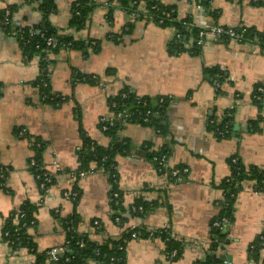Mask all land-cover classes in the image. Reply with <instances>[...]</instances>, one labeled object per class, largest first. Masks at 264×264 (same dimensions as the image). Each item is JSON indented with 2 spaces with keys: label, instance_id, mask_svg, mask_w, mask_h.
<instances>
[{
  "label": "crops",
  "instance_id": "crops-1",
  "mask_svg": "<svg viewBox=\"0 0 264 264\" xmlns=\"http://www.w3.org/2000/svg\"><path fill=\"white\" fill-rule=\"evenodd\" d=\"M43 1L0 0V169L9 170L5 188L0 189V264H35L34 255L25 248L14 250L3 236L8 219L25 203L35 208V226L27 235L39 253L63 247L66 233L61 220L75 217L77 234L95 244L120 239L127 230L150 233V237L128 242L126 264L204 261L212 253L211 224L223 200L221 185L231 174L230 160L264 169V97L261 104L254 102L256 85L264 83L262 44L252 37L243 44L207 41L195 52L190 37L184 51H172V28L136 21L120 7L114 8L109 21L112 5L104 0H95L96 8L80 31L69 26L71 7L77 0H55L56 12L46 21L40 9ZM160 2L174 8L178 19L193 30L218 25L264 34V0L258 5L250 0ZM9 8H13L14 28L38 34L36 29L44 22L87 46L90 41L102 42V49L96 54L88 49V56L65 49L27 59L21 40L2 23ZM43 62L51 93L61 99L56 105L45 103L35 85ZM80 76L97 80L88 83L80 81ZM124 90L141 98H168L170 104L165 134L131 124L117 134L128 145L127 152L115 159L123 207L122 222L117 223L112 182L99 172L77 177L78 152L83 135L104 148L111 145L99 121L110 114V98ZM229 116L231 135L218 138L211 126L221 125ZM21 130L26 131L23 138L18 136ZM35 143L44 146L40 164L46 170L56 174L54 165L61 166L46 192L29 165L36 156ZM164 150L169 170H189L180 180L157 173L152 155ZM65 192L78 193L77 201L66 199ZM139 199L156 207L145 215L132 214L130 208ZM157 232L183 244L180 259L167 258L165 242L152 236ZM263 232L264 187L246 179L236 195L227 237L214 253L221 264H264V248L254 256L250 250Z\"/></svg>",
  "mask_w": 264,
  "mask_h": 264
},
{
  "label": "trees",
  "instance_id": "trees-1",
  "mask_svg": "<svg viewBox=\"0 0 264 264\" xmlns=\"http://www.w3.org/2000/svg\"><path fill=\"white\" fill-rule=\"evenodd\" d=\"M104 1L112 5V8L108 13L109 21H111L114 8L120 7L121 9L126 10L131 14L132 11L137 8L133 4L135 1L147 3L148 0H104ZM95 2H96L95 0H77L76 2H74L71 7V20L69 26L71 28H75L77 31L82 30L87 25L88 18L96 8ZM158 2L162 5L164 9H174L172 7L164 6L160 2V0H158ZM40 9L44 15L43 16L44 21H46L47 16L56 12L55 0H44L42 4H40ZM9 10L12 12L13 8H9ZM158 15L159 13L154 14L155 19L157 20H158ZM176 19H177L176 24L178 27H180L179 26L180 22L181 23L186 22L178 19L177 12H176ZM168 26L169 25L166 23L162 27H168ZM36 30H39L40 33L39 34L35 33L30 38V29H26L25 39L30 40L29 44L25 45L23 44V41L20 42V46L23 50V55L27 59L31 58L34 54L41 52H56V51L58 52L60 50H65V49H71V50L74 49V50H80L84 52L86 56H88L87 53L88 49H90L95 54L99 53L102 49V42L90 41L87 46L86 42L76 41L71 36L59 34L58 31L52 28L48 23L43 22ZM198 31L193 30V34H190V36L194 35V37H196ZM41 33H44L45 38L43 39L41 38ZM190 36L187 35L188 39L187 40L182 39L181 43H177L174 41L173 44L170 46V49L172 51L175 50L184 51L185 48L184 46L185 44H187V41L190 39ZM247 37L257 38L259 42L262 44L261 48L263 49L262 51L264 52V34L255 33L253 31L248 30L246 38ZM48 38H54V40H56V47L52 48L47 46ZM37 45H39V48H37ZM191 50L195 52L198 51L197 48H191ZM41 66H42L41 76H39V78L36 80L35 85L38 87L41 95V99H43L45 103L56 105L61 101V99L53 96V94L51 93L50 79H49V73L46 62H43ZM78 79L80 81H84L88 83H94L97 80L94 79L93 76H80ZM259 86H264V83L256 85L254 95H257L256 90ZM2 90H3V83L0 81V98L3 95ZM123 92H128L131 96V104L139 108L138 105L136 104V101L139 96L132 94L128 90H124ZM260 96L263 99L264 94H260ZM142 98L143 100L149 101V107H151L153 111L160 110V115L157 117H153L148 125H141V126L146 128H153L155 129V131L159 130L160 135L165 134L166 127L164 125V121L167 118V111L170 104V100L168 98H165L166 100L165 105L159 108L155 106L156 99L154 100L145 97ZM113 99L114 97L110 98L109 101H112ZM254 102L260 104V102H258L255 99ZM231 114L232 112H229V115ZM231 120L232 118L229 116L227 117V119H225L224 123H222L221 125L213 124V126H211V129L216 133V136L218 138L230 137L231 135L230 132L232 130ZM135 124H138L137 121ZM123 126L125 125L109 124L110 130L108 132H105V134L111 138L112 142L108 148H104L96 144L89 137L83 135V145L78 152L79 161L81 163L78 172L89 170L90 166L93 163H95L98 167H104L111 174L117 175L118 178V171H117L115 159L119 154L126 153L128 148L127 143L124 141H120L117 135L119 131L122 130ZM252 126L253 127L255 126L254 123L252 124ZM227 131H228L227 134L222 135V133H225ZM36 144L37 143H35L34 146L36 151L35 158L38 164H40L41 154L44 150V146L41 144V148H37ZM159 154H166L169 157L168 152L166 150L156 154L154 153L152 157L154 155H159ZM232 160L233 159L230 160L231 174L223 181L221 185L224 195H223V200L219 203V214L211 224L212 242H211L210 250L212 251V253L211 255H208L204 261L198 262L199 264H221L219 258L217 257V255H215L214 252L217 251V249L222 245L223 241L227 237V233L223 232L224 229L229 228L230 225L233 223L236 195L241 189V183L246 179H255L257 181V185L259 188L264 187V169L256 166L247 167L240 160H237V163L233 164ZM32 171L34 173L33 169ZM2 174H4L3 179L1 178ZM7 175L8 173L5 172V168L0 169V189L5 188L4 181L6 180ZM116 186L117 185L113 186L112 194L115 192H119ZM140 206L144 208L143 213L132 212L131 209L132 207L130 208V212L136 215H145L153 207H156V205L151 206L148 202H145L142 199L137 200L134 204V207L138 208ZM112 208H113V219L115 220L117 217H120L122 219L121 213L123 212V207H122L121 198H120V203L118 205H116L115 201H112ZM20 214H24L25 218L21 219ZM224 218L228 220V223L221 222ZM35 222H36L35 208L32 207L30 204L25 203L8 219L3 232L5 241L8 242V244L14 250L19 248H25L32 255H34L35 264H94V263L112 264L111 260L113 258L116 259L115 264H126V247L128 242L132 239L131 238L132 234L137 233L138 238L150 237L151 235L150 233H146L140 229H135L132 231L127 230L123 233L120 239H108L102 244H95L90 240H88L87 237L80 236L77 234L76 232L77 222L75 217L64 219L61 220V224L64 227L66 233V240L64 245L66 252L62 254V256L60 257L57 263H54L48 261L46 252L44 253L38 252L36 244L33 242L32 238L29 235H27V231L35 226ZM215 222H221V226L215 227L214 226ZM6 233H8V236H6ZM152 236L153 237L160 236L162 240L165 242L166 255H172L173 252H177L176 256L171 257V260L173 259L178 260L182 257L184 248L181 242L171 238L170 236H168V234L164 232H157L152 234ZM252 246H254L253 249ZM262 248H264V232L259 237H257L256 240L251 245L250 247L251 255L252 256L256 255L257 253L260 252ZM68 258L70 259L69 262L66 261Z\"/></svg>",
  "mask_w": 264,
  "mask_h": 264
},
{
  "label": "built area",
  "instance_id": "built-area-1",
  "mask_svg": "<svg viewBox=\"0 0 264 264\" xmlns=\"http://www.w3.org/2000/svg\"><path fill=\"white\" fill-rule=\"evenodd\" d=\"M250 2L254 5L259 3V0H250ZM109 4V3H107ZM134 6L137 8L132 11L131 16L136 21H144V22H151L154 24H157L159 26H163L166 23L169 25L168 27L172 28L175 32V42L181 43L182 39L187 40V35L190 36V34H193V28L191 25H189L186 22H180L179 26H177L176 22V10L175 9H164L162 5L158 2V0H148L147 3L145 2H139L135 1ZM159 13L158 20L155 19L154 14ZM2 23L4 26H6L10 30V34L17 39H20L23 41V44L27 45L29 44L30 40L25 39V31L22 29L14 28L12 25V12L7 9L5 10L3 14V21ZM247 28L239 27V28H229V27H223L218 25H213L209 27L202 28L198 31V34L196 37L194 35H191L193 48H201L207 41H233L238 44H243L246 40L247 35ZM40 33V32H39ZM38 33V34H39ZM187 33V34H186ZM35 34V31H30V38ZM41 38H45L44 33H41ZM47 46L48 47H56V40L54 38H48L47 40ZM37 48H39V45H37ZM257 95H255L254 99L262 103V97L260 94H264V86H259L256 90ZM116 98V99H115ZM165 98L161 97L156 99L155 106L156 107H163L165 105ZM136 104L137 106H134L131 104V96L128 92H121L118 95L114 97L112 101H109V110L110 114L107 117H102L99 121V128L100 130L105 133L110 130L109 124H131L134 125L137 121L138 124L135 125H148L153 117H157L160 115V110L153 111L151 107H149V101L143 100V98L138 97ZM136 109V110H134ZM135 122V123H134ZM26 131L21 130L18 132V136L25 137ZM157 134H160V131H156ZM228 132L222 133V135L226 134ZM37 148H41V144H36ZM93 150V148H92ZM152 162L155 166V169L157 173H159L162 176H165L169 179H179L186 175L189 170L188 169H173L169 170L168 162L169 157L166 154H159L154 155L152 157ZM233 164L237 163V159L234 158L232 160ZM30 168L34 170V176L39 184V187L42 191L46 192L51 184L54 182L55 175L61 171V166L59 164L54 165L55 173H51L48 170H46L43 166L38 164L35 157L31 158L29 161ZM5 172L8 173L9 170L5 169ZM96 172H99L100 174L106 175L110 181L112 182L113 186L118 184V178L117 175L111 174L109 171H107L104 167H90L89 170H84L78 173L77 177L80 179H83L91 174H94ZM1 178H4V174L1 175ZM64 196L68 200L77 201L79 195L76 192H65ZM112 201H115L116 205L120 203L121 195L119 192H115L112 194ZM132 212H144V208L142 206L140 207H132ZM20 218L24 219L25 215L20 214ZM115 222L120 223L122 222V219L120 217H117L115 219ZM221 222L228 223V220L224 218ZM221 222H215V227H220ZM95 226H100L99 221L94 222ZM6 236H8V233H6ZM262 237V236H261ZM132 239L137 240L138 234L133 233ZM82 245V244H81ZM254 246H252V249ZM66 252L65 246L60 248H52L46 252V255L48 257L49 262L57 263L62 256ZM177 252H173L172 255H167V258L170 259L171 257L176 256ZM67 262L70 261L68 258L66 260ZM112 264H115L116 259H112ZM199 264V263H196Z\"/></svg>",
  "mask_w": 264,
  "mask_h": 264
},
{
  "label": "water",
  "instance_id": "water-1",
  "mask_svg": "<svg viewBox=\"0 0 264 264\" xmlns=\"http://www.w3.org/2000/svg\"><path fill=\"white\" fill-rule=\"evenodd\" d=\"M223 232H224V233H228V228L224 229Z\"/></svg>",
  "mask_w": 264,
  "mask_h": 264
}]
</instances>
